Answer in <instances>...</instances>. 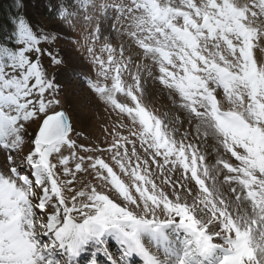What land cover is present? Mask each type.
<instances>
[{
	"label": "snow or ice",
	"instance_id": "snow-or-ice-1",
	"mask_svg": "<svg viewBox=\"0 0 264 264\" xmlns=\"http://www.w3.org/2000/svg\"><path fill=\"white\" fill-rule=\"evenodd\" d=\"M49 11L83 29L90 66L71 75L86 71L115 120L103 141L78 132L60 100L59 33L9 19L0 264H264V0H56ZM147 80L171 112L145 104Z\"/></svg>",
	"mask_w": 264,
	"mask_h": 264
},
{
	"label": "rangeland",
	"instance_id": "rangeland-1",
	"mask_svg": "<svg viewBox=\"0 0 264 264\" xmlns=\"http://www.w3.org/2000/svg\"><path fill=\"white\" fill-rule=\"evenodd\" d=\"M53 29L60 35V41L57 44L56 50L61 53L65 60V64L62 66L65 75L61 80V105L71 117L74 127L78 132H81L89 140L95 141L98 138L100 141H103L105 136L104 129L110 127L113 123L115 114L111 113L103 102L89 90L87 84L84 83L87 79L86 71L85 75L79 78L71 75L72 69L81 71L86 70L90 66L87 52L85 47H83L84 39L81 36L83 29H72L67 25L61 26L55 21L52 23L46 22L43 31L47 32ZM261 59H264V55L261 56ZM92 75L94 76L95 73L93 72ZM145 89L144 102L149 108L159 113L172 111L169 93L167 90H163L158 82L147 80L145 82ZM214 163V160L210 161V164Z\"/></svg>",
	"mask_w": 264,
	"mask_h": 264
},
{
	"label": "trees",
	"instance_id": "trees-1",
	"mask_svg": "<svg viewBox=\"0 0 264 264\" xmlns=\"http://www.w3.org/2000/svg\"><path fill=\"white\" fill-rule=\"evenodd\" d=\"M56 0H0V40H3L11 32L9 19L19 13L25 14L26 18L36 28L44 30L46 22H55L53 13L49 11L51 4ZM23 7L17 8L18 4Z\"/></svg>",
	"mask_w": 264,
	"mask_h": 264
},
{
	"label": "bare ground",
	"instance_id": "bare-ground-1",
	"mask_svg": "<svg viewBox=\"0 0 264 264\" xmlns=\"http://www.w3.org/2000/svg\"><path fill=\"white\" fill-rule=\"evenodd\" d=\"M56 20V19H55Z\"/></svg>",
	"mask_w": 264,
	"mask_h": 264
}]
</instances>
